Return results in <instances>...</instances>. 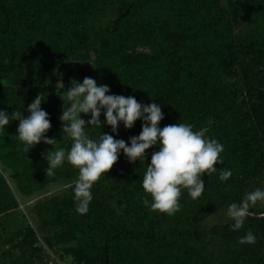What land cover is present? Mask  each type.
<instances>
[{
	"label": "trees",
	"instance_id": "1",
	"mask_svg": "<svg viewBox=\"0 0 264 264\" xmlns=\"http://www.w3.org/2000/svg\"><path fill=\"white\" fill-rule=\"evenodd\" d=\"M109 9L114 19L93 26V18ZM90 53L94 80L109 87L108 95L159 105L161 129L177 123L191 124L194 131L207 127L206 137L224 147L223 164L202 175L205 190L199 198L182 189L180 211L169 216L143 204L145 198L151 203L142 181L151 164L150 151L160 148L159 143L135 162L121 151L104 174L105 182L91 189L87 214H79L75 197L66 195L41 212L42 224L60 227L58 242L69 244L83 264H264V215H259L264 207L251 206L255 214L238 231L232 230L234 221L212 226V235L222 232L218 255L205 242L208 233L200 229L216 211L241 203L251 181L264 190V0H0V111L10 117L19 111L27 118L28 106L42 95L41 109L51 123L45 137L58 142L67 136L71 146L60 119L64 88L47 79L58 64L88 59ZM71 67L64 77L76 76ZM104 112L101 128L87 125V114L89 137L109 134L130 147L143 120L131 129L120 122L113 133ZM18 126V120H11L0 128L3 159L25 147ZM39 146L46 154L48 144L42 140ZM222 169L232 171L227 181L219 179ZM43 179L34 175L24 191H33L35 180ZM14 205L16 200L0 186V213ZM249 230L256 243L238 244ZM11 239L24 248L33 245L37 232L27 226ZM29 261L23 251L4 264Z\"/></svg>",
	"mask_w": 264,
	"mask_h": 264
},
{
	"label": "clouds",
	"instance_id": "2",
	"mask_svg": "<svg viewBox=\"0 0 264 264\" xmlns=\"http://www.w3.org/2000/svg\"><path fill=\"white\" fill-rule=\"evenodd\" d=\"M71 85L64 92L67 99L63 100L71 106L62 109L60 119L62 131L69 135L73 143L67 151L60 148L46 154V177L54 175V170L65 161L78 169V178L66 184L65 188H73L74 184L76 211L79 214H87L93 199L91 189L118 162L121 151L129 162H135L145 158L146 150L159 143V151L152 154L151 164L142 181V188L151 197V203L145 198L143 204L145 207L150 206L152 211L169 216L180 211L182 189H186L192 199L199 198L205 190L202 175H211L217 171L215 165L223 164L220 157L224 147L215 139L206 137L207 127L194 131L191 124L177 123L161 129L159 124L164 115L161 107L155 103L142 105L132 96L108 95L109 87L98 86L90 77H85L82 83L72 80ZM61 86L64 88L62 82L56 87L58 89ZM41 96L38 94L28 106L27 118L19 111H13L11 117L0 111V128H5L11 120L19 121L18 137L25 144L24 151L27 153L42 140L48 145L57 144L55 139L45 137L51 123L48 113L41 109ZM101 110H105L107 125L113 133L117 132L120 122L125 129H131L137 120H143L139 136L130 138V147L125 141L116 140L109 134H101L96 140L89 137L86 132L88 127L80 114L90 113L91 119L87 125L101 128ZM231 176V170H220L221 181H227ZM258 201H264V190L259 188L246 193L241 203L228 206L227 216L234 221L233 231L243 227L250 215L249 208ZM237 243L255 244L256 236L249 230Z\"/></svg>",
	"mask_w": 264,
	"mask_h": 264
},
{
	"label": "rangeland",
	"instance_id": "3",
	"mask_svg": "<svg viewBox=\"0 0 264 264\" xmlns=\"http://www.w3.org/2000/svg\"><path fill=\"white\" fill-rule=\"evenodd\" d=\"M114 17L113 10H106L98 17L93 18V26L106 25L110 23ZM240 28L242 29L243 26ZM137 49L140 51H149V49L145 47H138ZM69 65L74 68L75 77H64ZM93 68L94 59L92 53H90L88 59L85 60L69 59L57 65L55 70L48 77L47 83L57 85L62 82L64 92H67L72 86V80L82 83L85 77L94 79ZM84 69L87 71H84ZM66 99L64 95V100ZM70 106V104H65L64 102L63 109ZM80 117L86 122L87 115L81 113ZM39 147V144H37L27 153L24 151L25 147L20 146L15 156L8 159L0 157V174L2 176V179L0 178V186L4 189L6 188V191L10 193L17 202V206L14 205L0 213V264L16 259L23 251H26L30 258L29 264H83L84 262L80 263L78 258L74 256L71 247H68L69 244L58 242L59 237H61L59 235L61 231L60 227L48 228L44 226L41 221V212L44 211L48 204L58 197L66 195L74 196V184L73 188H65V185L73 183L78 178V169L70 165L67 161L54 170V175L47 176L48 178L53 177V179H46V169L48 168V162L45 159L46 154L49 151L60 148L66 151L69 150L71 147L70 140L67 136H64L62 140H58L56 145H48L45 149L46 154L40 152ZM157 151H159L158 147L151 150L150 154ZM38 155L41 157H37ZM33 160L37 161V163L33 164ZM36 174L44 179L40 181L35 180V184H38V186L33 191H24V188ZM103 178L104 175L100 180L104 181ZM256 183H258L256 180L253 182L251 181L250 185L246 187V193L254 191L257 188L263 190V186L257 185ZM108 192L110 195L112 194L111 191ZM256 205L262 208L264 207V201H258ZM227 209L228 206H224L216 211L205 219L200 226L201 230L208 233L205 240L206 244L209 245L211 252L217 255L221 249L219 238L222 232L219 236L212 235V226L218 223L232 221L227 216ZM249 212L250 215L255 214V212L250 210ZM259 215L263 216L264 214L259 213ZM27 226H32L36 230L37 240L33 245L28 244L24 248L19 247L16 239L10 240V238L13 237V233H20V231ZM17 239L20 241L22 236L18 235Z\"/></svg>",
	"mask_w": 264,
	"mask_h": 264
}]
</instances>
